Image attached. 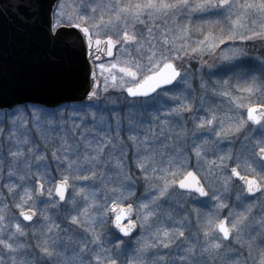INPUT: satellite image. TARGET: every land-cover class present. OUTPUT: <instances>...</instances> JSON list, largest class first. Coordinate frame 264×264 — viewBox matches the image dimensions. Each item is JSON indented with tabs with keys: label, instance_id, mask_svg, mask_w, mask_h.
I'll list each match as a JSON object with an SVG mask.
<instances>
[{
	"label": "snow or ice",
	"instance_id": "obj_1",
	"mask_svg": "<svg viewBox=\"0 0 264 264\" xmlns=\"http://www.w3.org/2000/svg\"><path fill=\"white\" fill-rule=\"evenodd\" d=\"M72 7L56 0L43 36L84 60L87 103L47 112L8 102L0 87V264H264V56L247 51L264 45V0ZM41 8L6 0L0 15L12 10L24 26ZM102 29L106 39L94 40ZM101 53L114 62L98 63ZM193 61L201 89L227 98L229 115L189 99ZM100 77L139 114L100 107ZM33 126L56 136L37 140Z\"/></svg>",
	"mask_w": 264,
	"mask_h": 264
},
{
	"label": "water",
	"instance_id": "obj_2",
	"mask_svg": "<svg viewBox=\"0 0 264 264\" xmlns=\"http://www.w3.org/2000/svg\"><path fill=\"white\" fill-rule=\"evenodd\" d=\"M5 2L0 0V11H3ZM41 3L39 20L35 24L20 26L12 10L0 15V87L3 97L8 102L46 108L82 103V96L86 102L80 86L85 78V62L78 55L70 57L46 42L43 33L48 9L55 6L56 0H41ZM61 31L75 30L62 28ZM97 38L106 39L93 37L94 40ZM64 44L79 53L80 43L75 38L65 37ZM110 58L101 53L100 61Z\"/></svg>",
	"mask_w": 264,
	"mask_h": 264
},
{
	"label": "rangeland",
	"instance_id": "obj_3",
	"mask_svg": "<svg viewBox=\"0 0 264 264\" xmlns=\"http://www.w3.org/2000/svg\"><path fill=\"white\" fill-rule=\"evenodd\" d=\"M80 2H81V0H80ZM94 2H96V0H94ZM105 2H107V0H105ZM193 2H197V0H193ZM67 6H68V11L70 13L74 12V8L71 9L70 5H68V4H67ZM99 15H100V10L98 9L97 17H99ZM105 18H107V15L105 16ZM179 23L181 25H185V24H188L189 21L181 19L179 21ZM191 23L193 25V32H194L193 39H196L197 36L195 35V29H196V26H198L200 22L198 20H194ZM101 32H102V34L99 37L100 38L106 37L103 29L101 30ZM108 34L113 35L114 39L116 38L113 33L109 32ZM251 50H253L254 54L258 53V51L260 50V43H257L255 46L249 45L247 47V51H248L249 55L251 54L250 53ZM254 54H253V56H254ZM119 55H121V53L118 51V49H115L114 56H119ZM206 59H208V58L206 57ZM100 62L105 63V65H107L109 62H114V58L112 57L109 60L100 61ZM100 62H98V63H100ZM198 66H199V64L196 61H193L190 71L193 74L191 78H192V88L194 89V91L189 96V99H193V97H194L195 107L199 109L202 107L201 106V97H204V100H203V107L204 108L217 109L218 110L217 114L220 117H224V116L229 115L230 114L228 111L229 103L227 101V98L219 97V96L213 97L210 89L207 91L201 89L200 80L198 78L199 74L196 73V68ZM204 71L207 72V68H205ZM98 74H99V72H98ZM206 79H207V77H206ZM214 79H216V77H212V80H214ZM98 83H99L98 94L100 97L98 104L100 107L107 106L108 109L111 111H119L122 116H127V114L130 111H133V112H136L137 114H139V107H137L136 109H132L129 107V100L131 98H126V96L124 94H122V95L125 96V98H122L121 92L118 90H115L111 87H109L108 92H105L104 91L105 83H104L103 77H100ZM109 84H111L110 80H109ZM253 99H255V98H253ZM80 106H81V104L80 105H74L73 104V105H69L68 108H72V107L79 108ZM36 108L37 109H43V108H38V107H36ZM45 111L52 112L49 110H45ZM201 114L202 115L204 114L203 111H201ZM190 117H191V114H189V113L184 114V119H185V121H187V127L191 130V128L193 127V124L191 122ZM41 119L43 122V121L47 120V117H42ZM77 123H79V121H77ZM225 123H227V121H225ZM148 126H149V124L147 121L143 125L140 126L141 136L143 134V131L146 130L148 128ZM125 127H127V121H125ZM31 131L37 140H41V138L44 136H50V137L56 136V132H48L43 128H38L35 126H33ZM5 135H7V133H5ZM213 138H214V134H213ZM125 139H127V133H125ZM239 147H240V144L235 143V148L239 149ZM129 149H130L129 157L125 160V164L131 168L132 175L135 178V177L139 176V171L135 167V159L131 155V152H134L135 148H132L131 144H129ZM227 150H228V146H227V142H225V144L222 148V151H227ZM212 158H213L212 156L208 157V159H212ZM136 187L138 189V191L136 192V195L141 196L145 192V186L143 185V182L141 181L140 183H138ZM180 202L182 203V201H180ZM190 209H191V206H189V210ZM237 211H239V209H237ZM226 214L227 213L225 212V215ZM181 215H183V212H181ZM137 235H139V233H137ZM32 243H35V241H33Z\"/></svg>",
	"mask_w": 264,
	"mask_h": 264
},
{
	"label": "trees",
	"instance_id": "obj_4",
	"mask_svg": "<svg viewBox=\"0 0 264 264\" xmlns=\"http://www.w3.org/2000/svg\"><path fill=\"white\" fill-rule=\"evenodd\" d=\"M64 2H65V4L67 5H70V8L71 9H73V5L74 4H79V2H80V0H64ZM250 57H257V56H264V45H261L260 44V50L258 51V53H256V54H254L253 53V50H251L250 51ZM249 54V53H248ZM253 54H254V56H253ZM212 79V78H211ZM211 82V81H210ZM122 95V94H121ZM122 98H125V96H123L122 95ZM85 103H87V102H85ZM80 105L81 103H68V104H63V105H61V106H59V107H68L69 105ZM27 106L29 107V108H32V107H38V108H43V107H40V106H37V105H32V104H27ZM43 109H45V110H49V111H53V110H55L56 108H54V109H46V108H43Z\"/></svg>",
	"mask_w": 264,
	"mask_h": 264
}]
</instances>
